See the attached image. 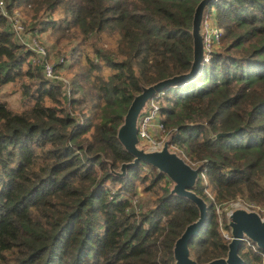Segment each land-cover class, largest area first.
<instances>
[{"label":"trees","instance_id":"1","mask_svg":"<svg viewBox=\"0 0 264 264\" xmlns=\"http://www.w3.org/2000/svg\"><path fill=\"white\" fill-rule=\"evenodd\" d=\"M3 1L70 75L45 77L0 13V89L17 85L21 101L0 96V264H174L195 205L149 164L119 177L100 154L112 168L130 160L115 133L133 94L189 68L198 0ZM206 18L217 41L159 107L171 147L200 166L193 190L207 212L188 243L198 263L225 254L228 202L264 214V0H212ZM238 253L259 258L245 243Z\"/></svg>","mask_w":264,"mask_h":264},{"label":"water","instance_id":"2","mask_svg":"<svg viewBox=\"0 0 264 264\" xmlns=\"http://www.w3.org/2000/svg\"><path fill=\"white\" fill-rule=\"evenodd\" d=\"M211 1L198 0L192 12L190 28L192 58L189 68L184 72L141 85L140 90L133 94L128 103L121 122L116 127L115 136L123 149L130 153L131 159L121 161L116 168H112L111 161L100 154L107 163L109 172L119 177L126 174L127 168L135 167L139 162L149 164L169 180V194L184 197L195 205L196 218L186 223L173 241L171 250L174 264H244V260L238 253L244 239L264 251V214L261 215L257 210L241 203H235L223 212L228 232L225 254L198 263L190 254L188 243L200 230L207 212L206 201L193 190L198 180L200 166L191 165L171 147L170 133L165 135L159 145L151 144L146 139L140 140L137 136L138 119L146 111L149 99L156 92L167 87L191 80L199 71L205 54L208 53L204 46L203 18Z\"/></svg>","mask_w":264,"mask_h":264},{"label":"built area","instance_id":"3","mask_svg":"<svg viewBox=\"0 0 264 264\" xmlns=\"http://www.w3.org/2000/svg\"><path fill=\"white\" fill-rule=\"evenodd\" d=\"M0 13L5 15L7 17V19L9 20L11 29L13 30L15 37L20 40L19 41L17 39L18 42L22 43L23 45L27 46L29 49L32 50V52H33V55L31 58L32 61H39L40 58L42 59L41 70H42L44 76L47 78H50V79H58V80H62L64 82H67V78L62 77L61 75L55 73L52 64L44 59L45 51H44V48L42 47V45H40L38 43V41L35 39V37L31 33H30V35H27V31L24 30V26L22 24L21 13L17 9H13L11 13L8 12L6 7H5V2L3 0H0ZM217 35H218V31L216 29H215L214 33H206L205 34L203 39H204V46L206 47L207 50H208V46H209L210 42H216L217 41ZM206 59H207V54H205V57H204V60H206ZM66 91L68 92V90H66ZM160 92L161 91L156 92L149 99L147 109L144 113H142L139 116L138 124H137V136H138V138L140 140L146 139L151 144H154V145H159L163 141V135L161 132H160L161 134L160 133L158 134V137L150 134V132H149V126L155 122V119H157V116H158V120H159ZM157 121L155 124L162 131V124H161L160 120L158 122ZM190 164L193 165L192 163H190ZM235 203H241V202L230 201L223 207V210H225L226 208H228L229 206H231ZM241 204H243V203H241ZM243 205H245V204H243ZM245 206H247V205H245ZM249 208H253V207H249ZM263 208H260V210H263ZM253 209H255L259 212V209H257V208H253ZM216 210H218V208H216ZM218 220L220 223V218ZM222 234L225 238L228 239L227 229L222 228ZM243 243H245L248 247H250V249L252 251L256 252L259 255V258L255 262V264H264V251L256 248L252 243H250L249 241H247L245 239L243 240Z\"/></svg>","mask_w":264,"mask_h":264},{"label":"rangeland","instance_id":"4","mask_svg":"<svg viewBox=\"0 0 264 264\" xmlns=\"http://www.w3.org/2000/svg\"><path fill=\"white\" fill-rule=\"evenodd\" d=\"M204 32L205 33H214L215 32V28H214V25H213V23L211 22V20L209 19V18H206V20L204 21ZM45 34V33H44ZM27 35H30V32L29 31H27ZM46 35V34H45ZM18 39V38H17ZM19 40V39H18ZM41 40H44V38H42L41 37ZM20 41V40H19ZM70 75V71L69 70H66V71H64V75L62 76V77H68ZM8 85H10V84H8ZM15 87H17V85H14V87L13 86H8V87H4V89H0V96H1V94H3V93H6V94H4V98H6V100L9 102V105L11 106V107H14V108H18L19 107V105L21 104V101H20V98H19V95H18V90H13ZM66 90H67V88H66ZM161 102V101H160ZM158 120V116H157V119H155V122L154 123H152L150 126H149V132H150V134H152V135H154V136H156V137H158V134L161 132L162 133V135H163V139H164V137H165V133H163L158 127H157V125L155 124L156 123V121ZM159 121V120H158ZM157 121V122H158ZM160 133V134H161ZM156 134V135H155ZM140 170H142V171H146V170H148L145 166L142 168V169H140ZM169 185V184H168ZM264 209V208H263ZM217 212H218V214H219V218H220V220H221V217H220V209H218L217 210ZM260 212V211H259ZM260 214H261V212H260ZM262 215V214H261ZM255 262V261H254ZM253 262V263H254Z\"/></svg>","mask_w":264,"mask_h":264}]
</instances>
